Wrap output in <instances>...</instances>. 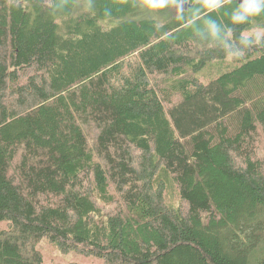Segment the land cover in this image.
Returning <instances> with one entry per match:
<instances>
[{
	"label": "trees",
	"instance_id": "16d2710c",
	"mask_svg": "<svg viewBox=\"0 0 264 264\" xmlns=\"http://www.w3.org/2000/svg\"><path fill=\"white\" fill-rule=\"evenodd\" d=\"M185 1L0 0V264H264V0Z\"/></svg>",
	"mask_w": 264,
	"mask_h": 264
},
{
	"label": "rangeland",
	"instance_id": "374dc122",
	"mask_svg": "<svg viewBox=\"0 0 264 264\" xmlns=\"http://www.w3.org/2000/svg\"><path fill=\"white\" fill-rule=\"evenodd\" d=\"M185 0H183L182 4L185 3ZM258 148V154H260L261 156L264 153V139H260V145H257ZM114 207H116V205H114ZM111 207L104 209V212H106L107 210H110ZM43 256L46 257V259L48 261H56V260H62V261H66L69 259H75V260H79L80 262H84L86 264H103V262H101L98 259H92L86 255H79L76 254L74 252H62L56 245H53L51 242H48L46 240H42L40 242L39 245Z\"/></svg>",
	"mask_w": 264,
	"mask_h": 264
},
{
	"label": "water",
	"instance_id": "95a60500",
	"mask_svg": "<svg viewBox=\"0 0 264 264\" xmlns=\"http://www.w3.org/2000/svg\"><path fill=\"white\" fill-rule=\"evenodd\" d=\"M185 4V3H184Z\"/></svg>",
	"mask_w": 264,
	"mask_h": 264
}]
</instances>
